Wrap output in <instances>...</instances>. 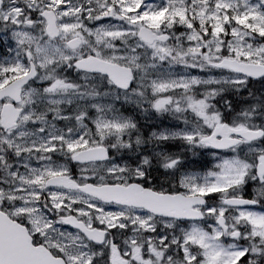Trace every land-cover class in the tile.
Segmentation results:
<instances>
[{"label": "snow or ice", "instance_id": "obj_1", "mask_svg": "<svg viewBox=\"0 0 264 264\" xmlns=\"http://www.w3.org/2000/svg\"><path fill=\"white\" fill-rule=\"evenodd\" d=\"M0 264H264V0H0Z\"/></svg>", "mask_w": 264, "mask_h": 264}]
</instances>
